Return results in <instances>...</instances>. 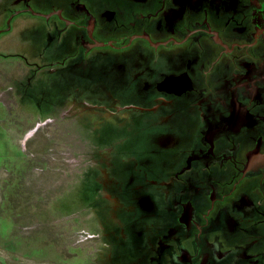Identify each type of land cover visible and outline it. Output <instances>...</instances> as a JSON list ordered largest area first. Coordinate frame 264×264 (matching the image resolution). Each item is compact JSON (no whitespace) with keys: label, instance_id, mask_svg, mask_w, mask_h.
<instances>
[{"label":"rangeland","instance_id":"1","mask_svg":"<svg viewBox=\"0 0 264 264\" xmlns=\"http://www.w3.org/2000/svg\"><path fill=\"white\" fill-rule=\"evenodd\" d=\"M123 1L135 2L0 0V264H164L167 225L157 207L167 208L185 184L170 173V149L183 138L176 119L188 121L193 108L177 117L168 97L151 95L164 85L176 102L187 91L185 73L165 74L186 59L138 44L83 59L52 19L10 14L65 6L71 17L91 4L117 37L122 27L108 26L109 10ZM201 97V111L220 100L218 90ZM154 101L170 110L162 135L152 134L159 112L122 106Z\"/></svg>","mask_w":264,"mask_h":264},{"label":"flooded vegetation","instance_id":"2","mask_svg":"<svg viewBox=\"0 0 264 264\" xmlns=\"http://www.w3.org/2000/svg\"><path fill=\"white\" fill-rule=\"evenodd\" d=\"M88 5L78 4L71 17L65 6L39 11L28 5L10 14L52 19L53 27L77 41L83 59L93 49L123 52L138 44L153 56L187 61L165 73L176 78L185 73L190 81L176 102L161 90L164 85L151 95L168 97L179 108L177 117L193 108L188 121H175L183 138L170 149V173L183 176L186 185L167 208L157 207L167 225L160 260L264 264V0L123 1L109 10L108 26L122 27L117 37L107 35L96 6ZM215 90L220 100L201 111V96ZM165 104L122 106L159 112L152 134L162 135L170 129L163 128L162 117L170 113Z\"/></svg>","mask_w":264,"mask_h":264}]
</instances>
